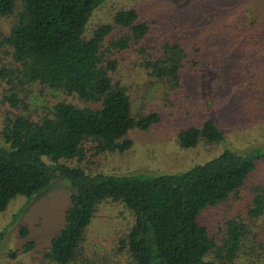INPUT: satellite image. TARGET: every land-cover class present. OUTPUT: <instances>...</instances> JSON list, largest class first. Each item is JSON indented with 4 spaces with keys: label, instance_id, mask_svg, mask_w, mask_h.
<instances>
[{
    "label": "trees",
    "instance_id": "obj_1",
    "mask_svg": "<svg viewBox=\"0 0 264 264\" xmlns=\"http://www.w3.org/2000/svg\"><path fill=\"white\" fill-rule=\"evenodd\" d=\"M103 1L0 0V16H13L1 35L12 60L9 67L0 68L10 90L3 98L15 105L16 84L37 82L81 101H55L38 118L20 112L4 115L0 128V211L17 195L28 200L52 178L62 176L71 181L74 190L68 194L61 223L35 264H95L94 258L89 260L84 254L81 242L102 200L120 203L132 217L127 230L116 238V257L119 252L125 254V264L252 262L239 257L244 237L248 233L255 236L247 222L228 219L217 241L199 215L246 184L255 161L264 157L261 147L244 153L224 147L180 172L150 176L89 172L70 165V160L80 161L87 152L127 148L131 143L127 130L145 129L159 119L154 109L132 112L127 86L112 75L119 52L132 47L149 76L182 84L180 68L186 53L181 42L165 37L159 42L158 53L153 54V43L142 42L151 27L139 19L135 6L116 8L110 22L96 24L89 36H83L87 17ZM241 14L240 27L233 31L236 44L248 46L247 59L263 68L264 78V7L247 4ZM114 26L121 31L111 34ZM25 97L24 93L22 103ZM221 138L222 130L212 117L181 127L176 133L184 148ZM249 200L247 219H264V182L250 186ZM20 211L21 207L14 217ZM17 235L22 240L21 250H30L33 242L24 224L18 225ZM8 254L14 257L13 250ZM116 260L107 259L108 264H117Z\"/></svg>",
    "mask_w": 264,
    "mask_h": 264
},
{
    "label": "rangeland",
    "instance_id": "obj_2",
    "mask_svg": "<svg viewBox=\"0 0 264 264\" xmlns=\"http://www.w3.org/2000/svg\"><path fill=\"white\" fill-rule=\"evenodd\" d=\"M247 4L263 8L264 0H104L94 7L83 25L84 37L90 35L96 24L110 22L116 8L132 5L139 19L151 27L142 42L153 43L155 47L150 49L153 54L158 53L163 38L178 39L186 53L180 68L182 84L172 85L164 78L149 76L132 47L119 52L112 75L127 86L132 112L154 109L159 112V119L145 129L127 130L126 136L131 140L127 148L96 154L87 152L84 159L70 160L69 164L89 172L150 176L180 172L224 147L239 153L257 147L264 149L263 68H257L247 59L248 46L236 44L233 32L240 27L242 7ZM12 19V15L0 16V68L12 64L7 47L1 43V35L8 30ZM120 31V27L114 26L110 33ZM252 72H255L253 76ZM8 87L6 78L0 76V128L5 114L20 112L38 118L55 101L81 103L72 94L33 82L16 84L15 105H11L2 96L10 92ZM205 117H212L218 123L222 138L218 142L199 141L192 147H181L176 139L177 131L189 124L198 125ZM255 163L246 184L224 202L202 210L199 220L219 241L225 222L233 217L242 218L255 236L248 233L244 237L239 257L252 261L248 264H264V219L250 220L246 213L250 186L264 182V157ZM73 190L70 180L56 176L30 199L17 195L9 201L0 211V230L4 229L0 237V264L37 262L49 237L61 223L68 194ZM20 207L21 211L14 217ZM131 221L132 217L120 203L98 202L81 242L84 254L89 260L94 258L95 264H108L107 259L114 262L116 258L117 264H125V254L119 252L116 257V238L127 230ZM19 224L28 228V239L33 242L28 251L21 250L22 240L17 235ZM9 250L14 251V257L8 254Z\"/></svg>",
    "mask_w": 264,
    "mask_h": 264
}]
</instances>
